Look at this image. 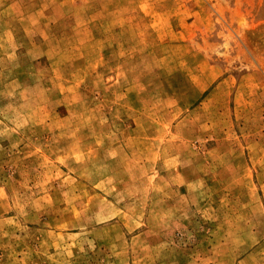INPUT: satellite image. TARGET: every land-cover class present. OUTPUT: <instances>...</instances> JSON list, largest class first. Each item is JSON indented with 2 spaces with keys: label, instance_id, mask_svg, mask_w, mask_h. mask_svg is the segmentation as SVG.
<instances>
[{
  "label": "rangeland",
  "instance_id": "1",
  "mask_svg": "<svg viewBox=\"0 0 264 264\" xmlns=\"http://www.w3.org/2000/svg\"><path fill=\"white\" fill-rule=\"evenodd\" d=\"M0 264H264V0H0Z\"/></svg>",
  "mask_w": 264,
  "mask_h": 264
}]
</instances>
